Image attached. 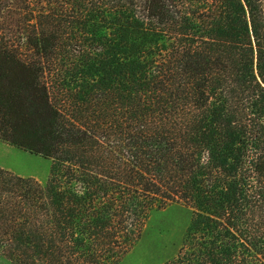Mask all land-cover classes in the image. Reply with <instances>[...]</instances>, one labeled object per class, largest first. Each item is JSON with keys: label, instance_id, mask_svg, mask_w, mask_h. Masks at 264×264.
Segmentation results:
<instances>
[{"label": "trees", "instance_id": "1", "mask_svg": "<svg viewBox=\"0 0 264 264\" xmlns=\"http://www.w3.org/2000/svg\"><path fill=\"white\" fill-rule=\"evenodd\" d=\"M0 167L12 264H118L191 209L163 264H264V0H0Z\"/></svg>", "mask_w": 264, "mask_h": 264}, {"label": "rangeland", "instance_id": "2", "mask_svg": "<svg viewBox=\"0 0 264 264\" xmlns=\"http://www.w3.org/2000/svg\"><path fill=\"white\" fill-rule=\"evenodd\" d=\"M50 160L0 140V167L16 175L45 183ZM192 218L183 204L152 211L139 240L118 264H163L182 246ZM0 264H12L0 252Z\"/></svg>", "mask_w": 264, "mask_h": 264}]
</instances>
